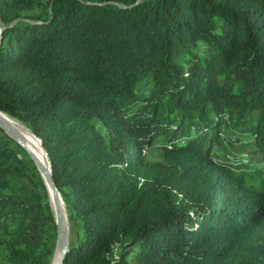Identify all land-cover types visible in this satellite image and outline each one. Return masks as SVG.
<instances>
[{
    "label": "trees",
    "instance_id": "obj_1",
    "mask_svg": "<svg viewBox=\"0 0 264 264\" xmlns=\"http://www.w3.org/2000/svg\"><path fill=\"white\" fill-rule=\"evenodd\" d=\"M0 27V111L46 153L62 264H264V0H0ZM0 234V264L51 263L46 185L2 129Z\"/></svg>",
    "mask_w": 264,
    "mask_h": 264
},
{
    "label": "water",
    "instance_id": "obj_2",
    "mask_svg": "<svg viewBox=\"0 0 264 264\" xmlns=\"http://www.w3.org/2000/svg\"><path fill=\"white\" fill-rule=\"evenodd\" d=\"M2 29L3 27H0V35ZM0 129H2L14 142L19 144V146H21L25 150V152L29 155L34 165L36 166L38 172L42 176L47 190L48 188H50L51 190L50 203L54 213V221L56 228V240H55L54 252L51 261L55 260V264H62L65 255L69 250V227H68L66 209L61 194L58 191L56 184L54 182L48 159L46 160L47 165H45L32 151H30L27 147H25L23 141L21 140L22 138L18 128L12 125L8 121V119L2 117L1 115H0Z\"/></svg>",
    "mask_w": 264,
    "mask_h": 264
},
{
    "label": "bare ground",
    "instance_id": "obj_3",
    "mask_svg": "<svg viewBox=\"0 0 264 264\" xmlns=\"http://www.w3.org/2000/svg\"><path fill=\"white\" fill-rule=\"evenodd\" d=\"M0 115L4 118L8 119V121L12 125H14L18 128V130L20 131V134H21V138H22L21 140L23 141L25 147H27L30 151H32L45 165H47L46 154H45V151L40 144V141L34 135H32L30 132H28L25 128H23L22 125H20L19 123L15 122L14 120H12L10 118L3 116L1 112H0ZM48 191H49L50 196H51L50 188H48ZM56 259H57V257H56ZM53 264H55V260L53 261Z\"/></svg>",
    "mask_w": 264,
    "mask_h": 264
},
{
    "label": "rangeland",
    "instance_id": "obj_4",
    "mask_svg": "<svg viewBox=\"0 0 264 264\" xmlns=\"http://www.w3.org/2000/svg\"><path fill=\"white\" fill-rule=\"evenodd\" d=\"M3 116H5V115H3ZM158 153H159V149H158V147H155V146H153V147L149 148V150H147L148 158H157ZM47 192H48L49 200L51 201L50 193L48 190H47ZM68 227H69V225H68ZM252 233H253V236L249 240L252 244H255V243H263L264 244V226L254 229L252 231ZM0 237H2L1 234H0ZM73 237H74V231L72 228L70 229V227H69V240L72 239ZM3 254H4V250H3L2 245L0 244V260L3 257ZM50 264H53V261H51Z\"/></svg>",
    "mask_w": 264,
    "mask_h": 264
}]
</instances>
